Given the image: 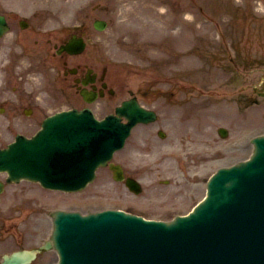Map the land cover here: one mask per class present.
<instances>
[{
  "label": "rangeland",
  "instance_id": "obj_1",
  "mask_svg": "<svg viewBox=\"0 0 264 264\" xmlns=\"http://www.w3.org/2000/svg\"><path fill=\"white\" fill-rule=\"evenodd\" d=\"M1 8L40 12L46 19L42 32L53 31L58 39L72 32L84 36L82 53L60 54L64 66L93 68L97 85L103 76L114 90L87 104L74 90V75L55 67L59 54L51 55L45 66L33 65L43 77L26 85L34 91L27 104L38 110L46 92L42 113L89 105L102 117L132 91L158 119L136 126L113 157L140 183L137 194L115 181L108 167L97 169L79 192L43 190L27 181L8 184L0 202L11 207L18 228L13 235L0 230V252L37 246L45 229L49 237L55 209L121 207L164 220L185 213L205 194L208 177L248 157L250 139L264 133V0H0ZM96 18L105 20L103 30L93 26ZM220 126L228 131L225 138L217 133ZM199 158H205L202 166L194 165ZM17 197L27 202L17 203ZM53 255L42 253L30 264H49Z\"/></svg>",
  "mask_w": 264,
  "mask_h": 264
},
{
  "label": "water",
  "instance_id": "obj_2",
  "mask_svg": "<svg viewBox=\"0 0 264 264\" xmlns=\"http://www.w3.org/2000/svg\"><path fill=\"white\" fill-rule=\"evenodd\" d=\"M4 26L0 16V33ZM95 26L102 28L103 22L96 21ZM65 48L81 51L82 39H72ZM116 112L127 114L130 125L153 118L135 99L123 101ZM92 127L78 130L72 120L56 116L35 142L22 140L1 150L0 169L9 170L10 177L17 179L19 173H28L19 153L41 151L43 156L58 157L62 148L69 149L73 138L74 148L82 154L77 157L78 166L84 168L91 163L92 149L110 157L123 145L129 129H123L115 116ZM253 142L248 160L219 168L208 181L204 200L188 215L170 222L144 220L118 210L87 215L56 211L51 240L60 254L58 264H264V135ZM94 157L96 164L106 163L104 156ZM120 172L115 166L116 178H121ZM127 184L138 191L135 181L127 179ZM51 245L47 241L43 247ZM34 254L33 250L15 251L5 256L3 264H23Z\"/></svg>",
  "mask_w": 264,
  "mask_h": 264
},
{
  "label": "flooded vegetation",
  "instance_id": "obj_3",
  "mask_svg": "<svg viewBox=\"0 0 264 264\" xmlns=\"http://www.w3.org/2000/svg\"><path fill=\"white\" fill-rule=\"evenodd\" d=\"M0 15L5 17L7 23V30L0 36V52L2 53V56H0L1 142L2 136L4 137L6 134H8L7 132L14 130L16 126L22 128V130L19 131L20 133L26 134L34 124H38V120L42 115V107L36 110V108H34V106H32L30 103H26L27 100H32L30 94L32 89H27L26 85H28V79L31 78L32 75L38 74L36 69L33 68V65L45 66L48 56L52 55L53 57L51 58L57 57V45H60L66 39H63V37L58 39L56 36H52L53 31L49 33L50 35L42 32V27L46 22V19L40 17V12L0 11ZM36 16H38L39 19L33 20V18ZM4 47H8V53H5L4 50L2 51ZM9 48H12L13 51H11ZM49 48H54V52H52V54L49 52L51 51ZM58 57L61 60L55 63V67L62 70L64 67H66V69L69 70L68 66H64L67 64V60L63 59L61 55H58ZM71 67H74L75 69L74 76L72 78L74 87H80V85L82 86L83 83L81 82L85 80V82H87L86 86L90 90L93 89L96 91H103L106 88L107 85L103 80V76L99 77L102 78V81H99V85H97L98 75L96 72H92L90 67L83 68L80 64H76L75 66ZM27 110H29V112ZM3 129L6 132H4ZM2 204H4V202L0 203V209ZM2 215L3 212L0 210V221L5 223L0 225V230L3 228V230L8 235L15 234L17 230L16 228H18L16 218L12 217L13 215L10 213L7 216ZM23 217L25 220L28 219V216ZM46 234L47 231L45 229L43 232V237L38 242L37 246L47 238ZM23 247L24 246H19L16 248ZM14 249L12 248L11 250L0 252V264L3 253L11 252ZM47 252L50 251L41 250L36 254L33 261H35L40 254H46ZM53 256L55 257V255Z\"/></svg>",
  "mask_w": 264,
  "mask_h": 264
},
{
  "label": "bare ground",
  "instance_id": "obj_4",
  "mask_svg": "<svg viewBox=\"0 0 264 264\" xmlns=\"http://www.w3.org/2000/svg\"><path fill=\"white\" fill-rule=\"evenodd\" d=\"M204 159H205V158H203V160H202L201 158H199L198 160H195V161L193 162V164H194V165H201L200 163H201L202 161L204 162ZM201 166H202V165H201ZM198 167H200V166H198ZM194 178H195V177L193 176L191 179H192V180H195Z\"/></svg>",
  "mask_w": 264,
  "mask_h": 264
}]
</instances>
